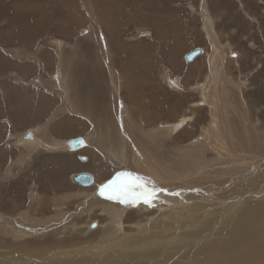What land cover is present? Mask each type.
I'll use <instances>...</instances> for the list:
<instances>
[{"label":"rangeland","instance_id":"rangeland-1","mask_svg":"<svg viewBox=\"0 0 264 264\" xmlns=\"http://www.w3.org/2000/svg\"><path fill=\"white\" fill-rule=\"evenodd\" d=\"M134 1L135 3L132 5L128 3V0L71 1V3H75L74 9H76V11L70 10L69 14L74 16L73 14L75 13V22L76 24L79 22L80 26L77 28L78 32L74 34L82 37L83 52L92 51L94 57L97 56V52L101 48L99 31L100 34H102L103 30L105 35L104 40H102L104 43L101 41L104 48L101 49L102 54L103 50L108 51V42H110L109 40H111L112 37L113 41H115L113 42L114 51H118L117 46L122 49L123 42L134 43L140 39H145L149 43L156 44V46L154 47L151 44H147V47L154 48V50L151 51L150 60L145 54L146 48H141L143 54L140 56L144 55L142 58L138 60L132 59L135 64L141 66L139 73L136 75H132L128 67L126 68V74L124 71L122 72L120 69H117L118 67H116V73L114 70L116 66L114 60L107 56L111 59V61H109L103 54L102 57L104 56V61L107 59L108 69L106 70L105 67L101 66L104 71L103 75L101 76L99 74L95 79H93L94 77L89 78L91 80L93 79L92 81L101 80L102 84L104 78H106L105 82L107 81V83H105V85L107 86L109 83L113 86H110L108 91L103 94V97L106 99L108 98V103L106 104L107 108L97 110L98 113H103L101 116L110 119L107 126L108 129L110 128L109 131L112 132V134L108 135L107 140H99V143H97L94 138H89V146L83 147L75 152L58 153L59 156H57L58 154L55 155L56 153L48 155L51 152H40L35 156V159L33 157L32 161L25 164L24 167H21L19 170L16 171L17 168L15 166L14 170L16 175L8 180H0V222L6 221L19 227V229L23 228L22 234L14 235L9 234L12 232L11 227L10 231L0 230V261L13 257L36 262L35 260L40 257L41 249L47 251V257L59 249L57 248L54 250L53 246H56V244L64 246L63 243L61 244L64 240H68L69 243V240H77L80 235L79 238L82 239H88V237L92 236L96 238V232L93 230L97 231L102 228L103 225L107 223L108 219L100 212L101 208L93 207L96 201H94V204L92 203L90 205V209H92L90 215H81V213L76 212L77 209H74L75 206L72 205L76 201H80L82 204L86 203L87 205V203L90 204V201L95 198L106 199L112 196L131 199L130 205L125 207L122 211V231L126 235L138 234L140 227H137V224H141L143 226L141 228H143L145 239L129 242L126 246L128 249L143 245L148 239L151 241H160V238L163 237L162 241H165V233L160 234L156 228V224L159 220L150 223L149 220L153 216L161 214L163 211L165 214H167V212L170 213V222H167L170 227L167 231V235L170 238L176 236L175 242L178 244H173L174 247H172V250L169 249V251L176 252L172 260L165 262V258L163 259L167 252L156 259V261H161L163 264L198 263L201 256H203L210 247V244H212L215 239L218 240L223 237V233L228 229V224L231 225L233 223L232 221H236L248 215L249 213H247V211L250 212L254 206H264V146L260 149L258 147L260 144L264 145V0ZM145 5L147 9L143 8ZM154 5L156 7H154ZM131 6H133V8ZM150 8H156V11L148 12ZM152 15L153 17H148ZM60 18H62V16ZM66 21L67 25H69L68 23H70V21L68 17H66ZM106 21L112 22L115 27L109 29L111 27L108 28V22L106 25L103 23ZM144 22L146 23L144 24ZM147 22L150 23V25ZM100 23L103 29L94 28L96 27L95 25H100ZM105 26H107L106 29ZM153 28L155 31H153ZM69 31L74 32L73 29ZM72 34L73 33L70 35ZM118 41L120 43H118ZM136 46L140 47L141 44L137 42L131 49L137 51ZM88 47L90 50H88ZM171 48L172 50L170 51ZM195 48H202L203 53L197 56L193 63L190 62V64L185 60L184 53L188 50H194ZM117 54L119 55L120 53L118 52ZM214 54H216V65L210 63ZM123 61L125 60H119L118 63L120 68L125 69L126 63ZM98 63L100 65V61ZM152 64L153 67L151 71H154V73L148 70ZM192 65H194V68L191 67ZM189 66L191 68H189ZM191 69H195L194 74L189 78L186 76L184 79L186 71L190 72L189 70ZM106 71H108V74ZM85 72L86 71H82L83 74H80V76H83ZM91 72L95 73L93 68ZM145 72L146 74H151V76H157L158 80L156 79V81L154 79L155 81L143 82V79L141 78L140 80L138 75H143ZM168 72L169 76L174 75L183 80H179L181 83L183 82L184 87L179 96L177 92L173 90L169 91L170 86L168 82L161 79L159 76L160 74H168ZM198 85H207L210 88H219V90L222 88H231L234 92H237V98L234 101L239 104V107L245 108L240 111L242 113H240L242 119L239 118L238 120H241V124L237 121L236 125L237 130H241V136L238 138H240V140H249V134H247L246 129H242L247 126H251L249 128L250 131H253L258 137L254 136L251 138L250 146L247 144V141L240 142V145H238L239 147L235 148V152L241 156L239 157L240 159L236 160L234 164L229 163L224 166L228 171L223 172V177L219 179L220 185L218 184V186H215L217 187L215 188L216 190L210 189L212 192H210L207 197L192 193L190 194L191 196L186 197L185 194L181 192L179 194L172 193V195H168L169 199L173 200L172 203L169 199L163 200L162 202H158L157 207H154V204L151 203L150 200H155L153 197L155 193L157 194L159 191L156 189L152 190V186L149 182L150 180L145 178L147 176L144 177L140 174L129 172L131 168V166L127 165V160L129 158H115L117 163L119 160V162L123 163V170L127 173L115 169L111 155L112 153H124L125 143L134 140V152H137L141 156L144 150V154L149 155V152H151L149 156L150 160L152 163L156 162V165H159L160 160L153 155L155 152L153 150L160 152L159 150L164 147L162 145V147L160 146L161 148L157 145H153L152 147L151 144L146 142L145 138L151 139L147 136V132L158 127L168 128L167 125L171 127L173 123L183 119L184 116L189 114L188 111L192 110L195 112L192 120L193 122L184 127L180 126L181 128L175 133L170 131L172 135L168 136L169 141H171L172 144L174 142L173 146H189L193 140L201 136L199 133H201L200 130L202 126H207L210 122L209 104H198L202 97V95L196 91V89L200 87ZM153 87H159V90H167L168 97H162V101L161 103L159 102V104H157L156 100H153L154 98H152L153 101L150 100L149 98H151L152 95L159 97L151 93ZM111 89L112 91H110ZM238 89L240 90L237 91ZM219 90H216V94L218 93L219 96H217L218 100L225 98V89L222 91ZM116 93H118V95ZM81 94L84 95L83 93ZM216 94H214L212 101L218 102ZM112 96L114 98H112ZM119 99L122 101L120 104L116 102ZM174 101L175 104H173V108H171L170 103L172 104ZM108 104H110V106H108ZM241 104L243 105L240 106ZM116 106L119 107V110L116 109ZM120 106L123 108L124 113H122V108ZM169 108L171 111L168 112ZM118 111H121V114L118 113ZM226 111H228V109ZM226 111L224 113L225 123L228 122L226 116L230 114ZM144 112H147L148 116L144 115ZM118 114L122 117L121 123L119 122L120 117ZM145 120L148 122H145ZM244 120L248 122L244 123ZM128 126L129 129H126ZM93 128L94 125L91 124L81 126L82 131H80V134L85 136L90 132L92 133V131H94ZM250 131L248 133H250ZM124 132L129 135H124ZM191 132L192 136L190 135ZM254 138H256V140ZM175 139L179 141H175ZM190 139L191 141H189ZM87 140L88 139H86V141ZM100 143L104 144V146H101ZM155 143L157 142L155 141ZM255 144H257V146ZM204 151L196 149L190 152V154L192 159L198 157L203 162L201 168L207 170V168H210L211 162H207V158L209 157L207 152L209 151ZM188 153L189 152H183L179 155L184 161L183 164H176L177 167L185 169L184 164L192 160L188 156ZM80 156H84V159H81ZM233 161L234 160L231 159V162ZM58 166L62 168H71H69V170L65 169L67 171L64 174L61 173L62 177H64L63 180L61 178V180L55 182L54 177L59 175L56 174L54 168ZM254 170H256L257 173ZM68 171L69 173H67ZM80 171L91 173L94 176V183L89 186H83L71 180V175ZM192 171L195 172H193V174L190 173V175L196 176V178L202 177L201 171L197 168ZM246 171L248 174L244 176ZM251 171L253 173H251ZM6 173L7 170L5 176L7 175ZM235 175H238L236 179ZM174 176V179L184 178L180 169H176ZM256 176L261 180L256 183L254 181V183H249L248 180L250 178H256ZM210 178L214 179L213 176H210ZM161 180L163 181H161L163 185L168 186L166 184L168 182L163 179ZM193 182L182 183V187L185 185L190 186ZM56 184H61L63 188L61 189L58 186L54 187ZM171 184L174 185L173 180ZM196 184H199L200 187L210 186L209 184ZM69 189L73 190L71 194L75 193L74 189L77 191L81 189L82 193H88V195L85 199H81L82 196L76 195L75 193L74 197H69L70 200L66 199L64 205L63 199H59L58 195L63 192L64 194L69 192ZM223 189L225 191H223ZM159 190L167 191L164 186L162 190ZM200 191L201 190H197L198 193ZM200 194H202V192H200ZM194 196L195 198H193ZM127 204L129 203H126V205ZM235 211H237L235 213L236 215L234 214ZM63 216H70L72 219L68 218V220H65ZM50 218L58 219L51 220ZM88 222L95 223L94 228H88ZM73 224H75V227L78 229L77 231H79L77 237L74 236L73 233ZM95 241H92V243ZM89 243L92 245L91 242L86 240L85 244L89 245ZM70 248L71 247L67 246V248L60 249H62V252H65L69 251ZM244 248L242 244H239L234 246L231 252L240 254L246 251ZM100 253L101 251H95L97 257L100 256ZM95 254L93 252V258H97ZM263 260L264 256L262 257V261L256 260L255 262H257L256 264H264ZM149 263L152 262L149 261Z\"/></svg>","mask_w":264,"mask_h":264},{"label":"crops","instance_id":"crops-1","mask_svg":"<svg viewBox=\"0 0 264 264\" xmlns=\"http://www.w3.org/2000/svg\"><path fill=\"white\" fill-rule=\"evenodd\" d=\"M71 1L0 0V180H8L16 175L15 166L16 171L19 170L40 152H51L48 155L75 152L70 149L69 144L75 138L89 139L95 136L94 139L99 143V140L105 141L112 134L107 126L110 119L102 117L103 113L97 111L106 107L108 98L103 97V94L111 85H105L106 78L103 84L101 80L92 81L99 74L103 75L101 66L108 69L107 59L104 61L101 50L104 30L102 34L99 31L102 42L100 41L101 48L97 56L94 57L92 51L83 52L82 37L74 34L78 32L79 22H75V13L74 16L69 14L70 10L76 11L75 3ZM128 3L132 5L135 1L128 0ZM143 8L147 9L146 5ZM149 11L154 12L156 8H150ZM66 17L70 21L69 25ZM107 22L103 23L106 25ZM107 25L108 28L111 27L109 29L115 27L112 22ZM94 28L103 29V26L100 23ZM72 29L74 32L69 31ZM71 33L73 34L70 35ZM149 34L152 36L150 32ZM109 41L110 55L106 51V56L114 60L115 72L120 69L126 74L128 67L132 75L139 73L141 68L132 60L144 56H140L143 54L141 48H146L145 54L150 60L154 48L147 47V44L156 46L140 39L134 43L123 42V48L117 46L118 51H114L113 37ZM137 42L141 46H136L135 51L131 48ZM119 60H125V69L119 67ZM193 61L194 59L191 63ZM152 67L153 64L148 70L154 73L151 71ZM191 67L194 68V65ZM92 68L95 73L91 72ZM82 71H86L84 77L80 76ZM92 77V80L89 79ZM180 85L183 87V82ZM89 124L94 125V131L82 136L81 126ZM100 145L104 146L102 143ZM69 168H54L59 175L54 177L55 182L61 178L63 180L61 173L64 174L67 171L65 169Z\"/></svg>","mask_w":264,"mask_h":264},{"label":"bare ground","instance_id":"bare-ground-1","mask_svg":"<svg viewBox=\"0 0 264 264\" xmlns=\"http://www.w3.org/2000/svg\"><path fill=\"white\" fill-rule=\"evenodd\" d=\"M93 22H95V21H93ZM102 48H103V46H102ZM107 53H108V51H107ZM103 54L105 56L107 55L105 50H103ZM215 55L216 54H214V56L211 58L210 63L211 64L214 63L216 65ZM106 58L109 61H111V59H109L107 56H106ZM194 70L195 69H191V70H189L190 72L186 71L184 79L186 76H187V78L192 76L195 72ZM159 76L161 79H164L168 82V84L171 88L169 90H173V91L177 92L178 96L180 95V92H182V90L184 89V87H181V85H180V81H183L182 79L177 78L174 75L169 76V72H168V74L167 73L166 74H160ZM138 77L140 78V80L142 78L143 82H146V81L151 82L154 79L155 80L157 79V76H154V75L151 76V74H146V72L143 75L139 74ZM198 86H200V85H198ZM219 86H221V85H219ZM227 86H229V85H227ZM232 86H234V85H232ZM111 87H113V86L111 85ZM153 88L151 90V93L155 94L159 97H155L154 95H152L151 98H149L150 100H152V98H154L153 100H156L157 104H159V102L161 103V101H162V97H164V98L168 97L167 96V94H168L167 90L166 91L165 90H159L158 89L159 87H156L154 89ZM224 89H225V91H224V94H225L224 97L225 98H223V99H225V100H223V99L218 100L217 99L218 93L216 94V90H219V88L215 89L214 87L210 88L207 85H205V86L201 85L200 87H198V89H196V91L202 95L201 101H199L198 104H200V105L209 104L210 122L207 124V126H202V128L200 130L201 133H199V134H201V136H199L197 139L193 140L189 146H178V145L173 146L174 142L172 144V142L169 141L168 136L172 135L170 133V131L175 133L176 131H178L181 128L180 126L184 127V126H187V124L193 122L192 120L194 118L195 112L192 110L188 111L189 114L187 116H184L183 119L177 121L176 123H173L171 125V127H169V125H167L168 128L167 127H158V128H153L147 132L148 133L147 136H149L151 139L145 138L146 142L151 144L152 147H153V145H155V146L157 145V146H159V148H161L162 146L164 147V148L159 150L160 152H156V150H153V151H155L153 153V155L160 160L159 165H156L157 164L156 162L152 163V161L150 160L149 156L151 155V152H149V155L144 154L145 153V150H144V152H143L144 156L143 155L141 156L137 152H134L135 151V146L133 145L134 140L133 141L131 140L129 143H125V152L126 153L125 152L124 153L119 152L117 154H113V153H112V155L110 154L113 158V163L115 165V169H118L122 172L127 173L126 171L123 170V168H124L123 163L119 162L120 161L119 160L118 161L119 164H118L117 161H115V158H117V159H119L121 157L129 158L127 160V165L131 166L129 172L137 173V174H140L144 177L147 176L145 178H147V180L148 179L150 180L149 182L152 186V190L156 189L159 191L157 194L155 193V196L153 197L156 201L150 200L151 203L154 204V207L158 206V202H162L163 200H168L169 199L168 195H172V193H178L179 194L181 192V193L185 194L186 197L191 196L190 195L191 193L195 194V195H203V196L207 197L209 195V193L212 192V190H210V189L217 188L215 186H218V184L220 182L219 179H221L223 177V172L228 171L224 168V166L229 164V163L234 164V162H236V160L240 159L239 157H241V156L235 152V148L239 147L238 145H240V142L247 141V144L250 146L251 138H253L254 136L258 137V135L254 134L253 131L252 132L250 131L249 128L251 126H249V127L247 126V127H243L242 129L243 130L246 129L247 134H249V140H247V139L246 140H240V138H238L239 136H241V130L240 131L237 130L236 125H237V121H239L238 119L241 118V116H240L241 112L240 111H242L244 107L243 108L239 107L238 106L239 104L234 101L237 98V94H236L237 92H234V90H232L231 88L230 89L229 88H222L219 91H222ZM239 90L240 89H238L237 91H239ZM116 94L118 95V93H116ZM214 94H216V99L218 102L212 101ZM112 98H114V97L112 96ZM220 98H222V97H220ZM116 102H118L119 104L122 103V101L120 99ZM118 103H117V105H118ZM173 104H175V101L172 104L170 103L171 108H173V106H172ZM242 105L243 104H241L240 106H242ZM108 106H110V104H108ZM116 109L119 110V107L116 106ZM169 109H168V112L171 111V109L170 110ZM227 109H228V111H226ZM225 111L227 113L228 112L230 113L226 116V119L228 121L227 123L224 122L225 121V118H224ZM118 113L121 114V111H118ZM122 113H124L123 108H122ZM120 114H118V116L120 117L119 122L122 120V117L120 116ZM144 115L148 116V113L144 112ZM102 117H104V116H102ZM244 121H245L244 123L248 122L247 120H244ZM145 122H148V121L145 120ZM239 122L241 124V120ZM126 129H129V126L126 127ZM249 131H250V133H248ZM105 133H107V132H105ZM130 133H131V131H130ZM125 134H128V133L124 132V135ZM166 134H167V136H166ZM190 135L192 136V132L190 133ZM142 137H144V136H142ZM94 138H95V136H94ZM86 139H88V138H86ZM86 139H85V141H86ZM105 139H107V138H105ZM131 139H132V137H131ZM178 139H180V138H178ZM178 139L177 140L175 139V141H179ZM254 139L256 140V138H254ZM155 141L157 143H155ZM189 141H191V139ZM86 142L88 143L89 139ZM106 142H105V144H106ZM255 143H257V142H255ZM129 144H130V146H129ZM257 144H255V145L257 146ZM263 146H264L263 144H260L258 147L260 149V148H263ZM149 147H150V145H149ZM70 149H71V147H70ZM196 149H199L200 151L205 150L204 152L209 151V152H207V154H209V157L207 158V162H211L210 163L211 166H210V168H207V170H205V168H201V166L203 165V162L198 157L192 159L190 152L195 151ZM183 152H189L188 156L190 157V159H192L190 162H186L184 164L185 169L176 166V164H179V163L183 164L184 160L179 157V155L182 154ZM246 152H248V151H246ZM241 153H242V151H241ZM250 153H252V152H250ZM253 157H254V155H253ZM231 159H233L234 161L231 162ZM255 161H257V160H255ZM240 162H241V160H240ZM230 166H232V165H230ZM195 167L199 171H201L200 172L202 175L201 178H196V176L190 175V173L193 174V172L196 171V170L192 171V170L196 169ZM227 167H229V166H227ZM176 169H180V171L184 175V178H181V179L175 178L174 179V177H175L174 172L176 171ZM237 169H238V165H237ZM254 171H256V170H254ZM251 173H253V172L251 171ZM256 173H257V171H256ZM246 174H248L247 171H246L244 176H246ZM210 176H213L214 179H211ZM236 176H238V175H235V179H236ZM260 177H262V176H260ZM161 179L168 182V183H166L168 186L163 185L162 184L163 181ZM172 180L174 182V185L171 184ZM260 180L261 179L257 178V176H256V178H250L248 181H249V183L250 182L256 183ZM190 181H192V182L194 181V182L191 183L190 186L185 185L184 187H182L183 186L182 183H186V182H190ZM196 183H200L201 185L202 184H209L210 186L200 187V185L196 184ZM56 186H58L61 189L63 188V187H61V184H56L54 187H56ZM161 186L162 187L164 186L167 191H165V190L160 191L159 189L162 190ZM68 187H69V185H68ZM86 189H88V188H86ZM197 190H201L200 192H202V194H200V192L198 193ZM72 191L73 190L69 189V192H67L65 194L63 192V193L58 195L59 199H63L64 205H65L66 199L70 200L69 197H74L75 193H76V195L82 196L81 199H85V197L88 195V193H82L81 189L78 191L74 189V192H75L74 194H71ZM223 191H225V190L223 189ZM127 192H129V191H127ZM250 194H248V195H250ZM153 195H154V193H153ZM176 196H177V194H176ZM110 197H112V196H110ZM193 198H195V196ZM255 198H257V197H255ZM74 201H76V200H74ZM74 201H71V202H74ZM94 201H96L97 205L95 204V205H93V207L101 208L100 212L102 214H104L105 217L108 219L107 223L105 225H103L102 228H100L97 231L93 230L96 232L95 233L96 238L94 236H92V237H88V239L87 238L82 239V238H79L81 236L80 235L77 238V240H80V241H77L76 239H73V240L71 239V240H69V243H68V240L67 241L64 240L63 242H61V244L63 243L65 247L60 246L59 244H56V246H53L54 250L57 248H59V249L60 248H67V246L71 247L70 250L68 249L69 251L62 252V249H60V250L58 249L54 253H51L50 255H48L47 257H46L47 251H44V249H41L40 250V257H38L37 260H35L36 262L26 261V259L23 260L22 258H13L12 257V258L5 259L4 261H0V264H163L161 261H156V259L159 258L161 255H163L166 252H167V254L163 257V259L165 258V262L172 260L174 254L176 252L169 251V249L172 250V247H174L175 243H177V242H175L176 236L170 238L167 235V231L169 230V227H170L169 223H167V222H170V220H169V217L171 216L170 213L167 212V214H165L163 211V212H161V214L158 213L159 215H155L149 220V223L152 221L159 220V222L156 224V228L160 234L165 233L164 234V236L166 237L165 241H162L163 237L160 238V241H151L148 239L145 244L137 246V247L132 248V249H128V248H126V246L129 242L145 239V235H143V228H141L143 226L141 224H137V227H140L138 234L126 235L122 231V224H121V219L123 217L122 211L125 209V207L130 205L131 199H126V197H121V198H119V197L118 198L117 197L116 198H108L107 197L106 199H103V198L96 199L95 198L94 200L90 201V204L87 203V205H86V203L82 204L80 201H76L72 205L75 206V207L73 206L74 209H77L76 212L81 213V215L82 214L90 215L91 211H92V209H90L91 208L90 205L92 203L94 204ZM152 201H154V202H152ZM170 201L172 203L173 200H170ZM99 203H101V204H99ZM126 203H129V204L126 205ZM168 206H170V205H168ZM170 210H169V212H170ZM236 212L237 211H235L234 214ZM247 213H249V214L246 215L245 217L238 219L236 221H232L233 223L231 225L228 224V229L226 228L227 231H225L223 233L224 235L221 234L223 237H221V239H218V240L215 239L212 242V244H210V247L208 248L206 253L203 256H201V259L200 260L198 259L199 262L195 263V264H256L257 263V262H255L256 260L262 261V257L264 256V206L263 205H259V206L257 205L256 207L254 206L253 209L250 212L247 211ZM223 215H225V214H223ZM68 218L72 219V217H70V216H68V217L63 216V219H65V220L66 219L68 220ZM50 219L51 220H57L58 218L57 219L56 218H50ZM3 220H7V219H3ZM59 220H62V219H59ZM230 221H231V219H230ZM88 224H89L88 228H91V227L94 228V226H95V223H93V222L92 223L88 222ZM229 225H230V227H229ZM72 226H74V232H73L74 236L77 237L78 236L77 234L79 233V231H77L78 229H77V227H75V224H73ZM10 227L12 228V232L9 234H13V235L14 234H22L23 228L19 229V227L15 226L14 224H11L9 222H6V221L0 222V230L2 229V230L10 231ZM220 227H219V229H220ZM224 227H225V225H224ZM93 231H91V232H93ZM211 232H210V234H211ZM85 239L91 243H92V241H95V240L96 241L94 243H92V245H90V243H89V245L88 244L86 245ZM65 241H66V244H65ZM239 244H242L245 247L244 249L246 251L243 253H240V254L232 253L231 249L234 246L239 245ZM202 245H200V246H202ZM95 251H101L99 257H97V255L95 254ZM198 251H199V249H198ZM93 252L97 258L92 257ZM199 253H200V251H199ZM181 256H180V258H181ZM149 261L152 263H149Z\"/></svg>","mask_w":264,"mask_h":264},{"label":"water","instance_id":"water-1","mask_svg":"<svg viewBox=\"0 0 264 264\" xmlns=\"http://www.w3.org/2000/svg\"><path fill=\"white\" fill-rule=\"evenodd\" d=\"M203 53L202 48H195L194 50L189 51L185 54L184 58L187 62H191L193 59H195L197 56L201 55ZM70 147L72 150L77 151L85 146H87V142L83 137H78L70 141ZM84 156H80L81 159ZM72 180L77 182L80 185L83 186H89L94 183V176L89 172H77L72 175Z\"/></svg>","mask_w":264,"mask_h":264},{"label":"snow or ice","instance_id":"snow-or-ice-1","mask_svg":"<svg viewBox=\"0 0 264 264\" xmlns=\"http://www.w3.org/2000/svg\"><path fill=\"white\" fill-rule=\"evenodd\" d=\"M145 191H147V190H145ZM110 198H116V197H110Z\"/></svg>","mask_w":264,"mask_h":264}]
</instances>
